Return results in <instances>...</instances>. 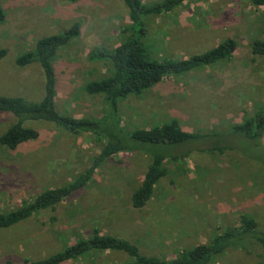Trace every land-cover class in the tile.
I'll list each match as a JSON object with an SVG mask.
<instances>
[{"label":"rangeland","instance_id":"374dc122","mask_svg":"<svg viewBox=\"0 0 264 264\" xmlns=\"http://www.w3.org/2000/svg\"><path fill=\"white\" fill-rule=\"evenodd\" d=\"M162 0H142L150 4ZM0 96L39 102L44 75L37 63L15 64L37 40L80 22V35L53 60L56 110L76 119H101L108 112L102 96H89L84 86L107 77L111 66L90 60L95 49L112 50L123 40L128 12L120 0H0ZM144 43L153 58L181 60L203 53L231 38L233 56L214 66L165 79L119 107L125 131L148 129L172 119L182 130L209 134L227 131L264 110V58L251 44L264 37L260 8L247 0H188L171 12L145 21ZM0 115V136L12 125ZM37 140L10 150L0 145V213L31 202L40 193L62 187L85 171L99 153L97 138L71 134L52 123L29 122ZM264 149V138L262 140ZM246 151L248 148L245 147ZM175 153L184 152L174 149ZM253 153H255L253 151ZM168 160L166 175L140 210L131 196L140 185L151 156L145 151L118 153L101 165L93 180L54 209L0 230V264H26L45 259L93 229L135 244L141 254L173 259L184 250L207 244L214 235L238 227L241 216L254 219L264 232V158L248 152L191 154ZM264 249L253 240L229 248L212 264H256ZM63 264H132L120 252H94Z\"/></svg>","mask_w":264,"mask_h":264},{"label":"trees","instance_id":"16d2710c","mask_svg":"<svg viewBox=\"0 0 264 264\" xmlns=\"http://www.w3.org/2000/svg\"><path fill=\"white\" fill-rule=\"evenodd\" d=\"M66 1L81 3L84 0ZM120 1L128 12L129 24L122 31L124 40L112 50L95 49L89 55L90 60L110 64L111 73L84 86L87 95L102 96L108 105V112L101 119H76L59 113L55 107L56 74L53 60L61 48L80 35V22H74L60 34L37 40L33 49L16 58L15 64L18 67L32 63L40 66L44 75V95L39 102H29L22 97L0 96V115L13 118L12 125L0 136V145L14 150L22 144L37 140L39 132L25 124L47 122L71 134L89 133L95 136L100 149L90 166L71 182L40 193L20 208L0 213V230L14 226L39 211L54 209L63 200L79 193L93 180L101 165L121 152L141 150L151 156L144 177L131 196V206L136 210L145 207L155 186L165 177V163L168 160L178 161V158H189L194 153L222 155L233 151L248 152L258 161L264 158V110H258L252 117L232 125L227 131L209 134L184 131L175 119L148 129L125 131L121 127L119 107L122 101L153 89L167 78L186 75L229 60L236 50V42L228 38L186 59H155L144 43L147 35L145 21L160 13L171 12L188 0H162L150 4L142 0ZM247 1L260 8L264 17V0ZM4 20L5 12L0 5V23ZM251 53L264 58V37L253 41ZM5 56L6 51L0 49V61ZM179 148L184 152L175 153L174 149ZM246 240H253L264 249V232L257 230L254 219L241 216L238 227L214 235L207 244L184 250L173 259H159L141 254L135 244L123 238L104 235L98 229H93L90 237L80 239L45 259L26 264H63L94 252H120L132 264H212L229 248ZM256 264H264V258Z\"/></svg>","mask_w":264,"mask_h":264}]
</instances>
